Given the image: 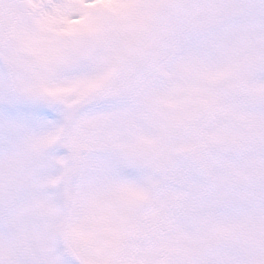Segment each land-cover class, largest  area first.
I'll list each match as a JSON object with an SVG mask.
<instances>
[{"label": "snow or ice", "instance_id": "obj_1", "mask_svg": "<svg viewBox=\"0 0 264 264\" xmlns=\"http://www.w3.org/2000/svg\"><path fill=\"white\" fill-rule=\"evenodd\" d=\"M0 264H264V0H0Z\"/></svg>", "mask_w": 264, "mask_h": 264}]
</instances>
